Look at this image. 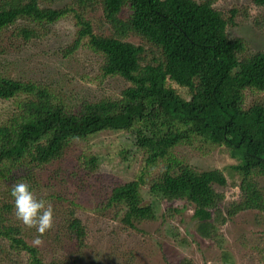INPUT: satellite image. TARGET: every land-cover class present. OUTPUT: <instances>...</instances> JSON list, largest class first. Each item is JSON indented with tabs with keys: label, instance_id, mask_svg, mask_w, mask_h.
I'll list each match as a JSON object with an SVG mask.
<instances>
[{
	"label": "trees",
	"instance_id": "1",
	"mask_svg": "<svg viewBox=\"0 0 264 264\" xmlns=\"http://www.w3.org/2000/svg\"><path fill=\"white\" fill-rule=\"evenodd\" d=\"M56 0H0V37L19 29L24 40L37 37L38 27L71 18L75 38L68 56L87 47L102 59L104 77L121 76L129 86L117 98L84 100L71 107L66 94L51 86L0 73V100L15 108L0 121V182L22 171L28 177L38 168L63 161L78 141L105 131L131 134L147 163L164 164L151 184L155 200L145 203L143 176L112 188L106 208H116L129 227L154 220L158 199H185L194 206L197 232L219 245L221 227L244 211L264 217V52L248 53V42L231 37L227 18L212 1L204 0H72L55 8ZM264 8V0H253ZM100 4L111 34L96 32L90 10ZM138 36L145 44L126 40ZM20 36V35H19ZM146 44L156 48L149 57ZM189 88L182 95L173 83ZM248 92L260 98L247 105ZM221 146L235 162L228 168L240 180V196L223 207L226 185L220 169L199 170L175 150L186 143ZM89 172L99 165L97 154H81ZM32 188V186H30ZM75 205V203H74ZM5 209L10 204H4ZM1 209V207H0ZM63 231L80 249L90 229L73 208ZM22 226L0 211V264H60ZM184 264H191L185 262Z\"/></svg>",
	"mask_w": 264,
	"mask_h": 264
},
{
	"label": "rangeland",
	"instance_id": "2",
	"mask_svg": "<svg viewBox=\"0 0 264 264\" xmlns=\"http://www.w3.org/2000/svg\"><path fill=\"white\" fill-rule=\"evenodd\" d=\"M72 0H56L47 5L59 8ZM202 2L204 0H197ZM227 18L236 13L228 26L231 37H242L249 45L248 53L264 52V8L253 0H210ZM96 32L111 34L103 9L97 4L90 10ZM37 37L24 40L19 29L13 28L0 37V73L47 84L66 94L71 107L82 101L120 97L129 86L121 76L104 77L102 59L87 47L66 55V49L76 35L71 18L61 19L47 27H38ZM20 35V36H19ZM126 40L145 44L138 36ZM151 58L156 48L146 44ZM153 51L156 53L154 54ZM173 85L186 98L189 88ZM261 96L248 92L247 105ZM15 108L14 100H0V121ZM176 154L199 170L220 169L227 177L226 185L216 187L225 194L223 207L241 198L240 180L228 168L235 161L221 146H204L199 142L178 146ZM97 154L99 165L94 172L85 169L81 154ZM163 163H147V153L139 150L133 137L125 131H105L88 140L78 141L65 159L46 169L38 168L28 177L22 171L7 182H0V211L17 222L32 237L35 229L22 225L14 215L12 185L26 182L38 199L54 208L55 228L42 237L48 249L60 264H264V217L259 211H244L221 227L223 244L202 237L197 232L194 206L185 199H158V216L129 227L121 220L116 208L105 203L113 187L144 177L142 188L145 203L155 200L151 184L161 174ZM264 187V176L259 177ZM11 207L4 208V204ZM75 203V205H74ZM73 208L90 229L87 246L80 249L63 231L65 217Z\"/></svg>",
	"mask_w": 264,
	"mask_h": 264
},
{
	"label": "clouds",
	"instance_id": "3",
	"mask_svg": "<svg viewBox=\"0 0 264 264\" xmlns=\"http://www.w3.org/2000/svg\"><path fill=\"white\" fill-rule=\"evenodd\" d=\"M10 195L14 200L16 219L26 228L35 229L38 235L34 237L33 245L43 246L42 237L55 228L53 206L43 199H38L26 182L14 183Z\"/></svg>",
	"mask_w": 264,
	"mask_h": 264
}]
</instances>
